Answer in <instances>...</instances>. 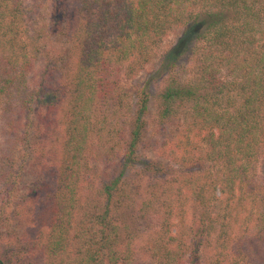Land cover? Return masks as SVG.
I'll return each mask as SVG.
<instances>
[{
    "label": "trees",
    "instance_id": "obj_1",
    "mask_svg": "<svg viewBox=\"0 0 264 264\" xmlns=\"http://www.w3.org/2000/svg\"><path fill=\"white\" fill-rule=\"evenodd\" d=\"M187 27L152 132L171 169L126 82ZM2 120L0 264H264V0H0Z\"/></svg>",
    "mask_w": 264,
    "mask_h": 264
},
{
    "label": "rangeland",
    "instance_id": "obj_2",
    "mask_svg": "<svg viewBox=\"0 0 264 264\" xmlns=\"http://www.w3.org/2000/svg\"><path fill=\"white\" fill-rule=\"evenodd\" d=\"M188 31L189 27L185 29H179L175 33H173L164 43L162 48L158 51L156 58L152 61V63L148 67H146L145 70L136 79L126 82V87L132 94H134L135 91L140 88H145L150 94L149 114L147 117L149 130L146 136L144 149L141 150L143 159L147 162L161 163L165 167L167 166L171 169H175L176 165L170 162V160L163 158L161 159L159 157V155L157 154V147H155L152 138V132L155 127L156 97L159 91L162 89L164 80L166 79L168 69L167 65L172 61L178 59L179 57V55H177L176 58L174 57V55L171 56L170 52L174 50L175 46H177L184 34H188ZM187 57V54L182 55V57L180 58L181 60L178 59L176 62H179L178 65H185L187 63ZM3 122L4 121L2 120L0 130V178L3 174L4 168L3 157L9 155V150L13 146L15 135V130H13L15 127L7 128ZM11 139L13 141L12 143L10 142ZM260 170H264V157L260 161L259 171ZM28 180V176H25L23 178L19 188L20 195L24 194ZM130 216L131 217H126V224L130 227V230L140 241L143 240L148 234H150L156 227V222L153 217L144 215L143 212L139 211V206L135 207V210L130 212ZM20 230L21 229H19V231ZM141 244V242L137 243L138 246H140ZM135 264H149V261L138 254Z\"/></svg>",
    "mask_w": 264,
    "mask_h": 264
}]
</instances>
